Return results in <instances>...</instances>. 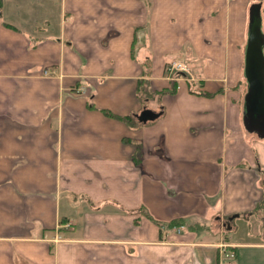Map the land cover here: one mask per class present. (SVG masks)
Returning <instances> with one entry per match:
<instances>
[{"label":"crops","instance_id":"obj_1","mask_svg":"<svg viewBox=\"0 0 264 264\" xmlns=\"http://www.w3.org/2000/svg\"><path fill=\"white\" fill-rule=\"evenodd\" d=\"M256 11L264 32V0H0V264H264Z\"/></svg>","mask_w":264,"mask_h":264},{"label":"water","instance_id":"obj_2","mask_svg":"<svg viewBox=\"0 0 264 264\" xmlns=\"http://www.w3.org/2000/svg\"><path fill=\"white\" fill-rule=\"evenodd\" d=\"M245 77L249 84L247 110L252 116L264 115V32L259 11L253 13L245 48ZM160 114L145 108L138 116L142 122L156 119Z\"/></svg>","mask_w":264,"mask_h":264},{"label":"built area","instance_id":"obj_3","mask_svg":"<svg viewBox=\"0 0 264 264\" xmlns=\"http://www.w3.org/2000/svg\"><path fill=\"white\" fill-rule=\"evenodd\" d=\"M167 72L172 78H178L179 74L183 72L191 74L187 65L183 61H180V60H174L172 62H169L167 65ZM173 229L180 231L181 226H174ZM222 252H225L224 249L222 250ZM223 254L225 256H229V255L233 256V253L229 254L225 252Z\"/></svg>","mask_w":264,"mask_h":264},{"label":"rangeland","instance_id":"obj_4","mask_svg":"<svg viewBox=\"0 0 264 264\" xmlns=\"http://www.w3.org/2000/svg\"><path fill=\"white\" fill-rule=\"evenodd\" d=\"M263 217V216H262ZM244 223V228H245V230H244V232H241V231H239L240 233L238 234V235H242V234H246V236H247V234H248V232H250V234H251V231H253V229H254V224H253V221H252V219H249V220H239L238 221V224L239 225H242ZM249 224V225H248ZM247 225V226H246ZM261 225V224H260ZM262 225H263V227H264V224L262 223ZM258 227H260V226H258ZM256 230V229H255Z\"/></svg>","mask_w":264,"mask_h":264},{"label":"trees","instance_id":"obj_5","mask_svg":"<svg viewBox=\"0 0 264 264\" xmlns=\"http://www.w3.org/2000/svg\"><path fill=\"white\" fill-rule=\"evenodd\" d=\"M176 85L174 84L173 85V87H172V89H171V91H169V92H175L176 91ZM145 91V95L146 96H148V91H146V90H144ZM166 91L164 90V91H161V93H165ZM206 95H211V94H206ZM123 119H125L127 122H129V123H133V117L132 116H127V117H124Z\"/></svg>","mask_w":264,"mask_h":264}]
</instances>
